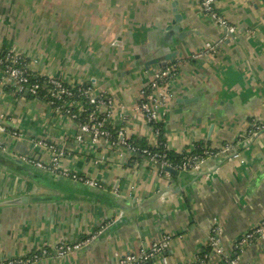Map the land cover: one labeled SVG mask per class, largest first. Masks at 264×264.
Listing matches in <instances>:
<instances>
[{
    "label": "crops",
    "instance_id": "crops-1",
    "mask_svg": "<svg viewBox=\"0 0 264 264\" xmlns=\"http://www.w3.org/2000/svg\"><path fill=\"white\" fill-rule=\"evenodd\" d=\"M217 9L236 32L205 14L200 0H0V52L15 49L36 72L111 96L116 132L159 144L141 94L156 70L176 63L162 108L164 146L181 153L233 142L239 152L209 157L198 171L133 160L123 146L93 142L44 98L21 95L0 68V150L70 173L36 180L0 168V259L94 235L80 252L33 264H117L170 236L165 253L137 264H197L204 256L218 264L209 243L217 227L235 264H264V237L235 248L264 221V0H217Z\"/></svg>",
    "mask_w": 264,
    "mask_h": 264
},
{
    "label": "built area",
    "instance_id": "built-area-1",
    "mask_svg": "<svg viewBox=\"0 0 264 264\" xmlns=\"http://www.w3.org/2000/svg\"><path fill=\"white\" fill-rule=\"evenodd\" d=\"M201 10L210 15L214 21L220 26L226 28L230 32L234 33L237 31V26L230 23L226 17L221 15L217 9V0H200ZM214 48V47H213ZM4 65V74L6 75V80L15 87L19 92L28 91L36 94L39 89V84H29V71L33 70V61L26 59V56L18 52L15 49H10L7 51V55L4 59L0 60ZM178 74V65L176 63H170L162 66L154 72L147 86L142 90L141 98V111L145 115L146 121L152 125L153 122H161V115L163 113L162 108L167 105L169 99H171V86L173 80ZM53 84L52 90H50L49 97L51 98L48 102L49 106L61 113H64L73 120L78 119L79 115L77 112L71 110V107L78 109L79 113L85 110L83 102L81 100L73 99L75 92L72 91L73 88L80 87V85L70 84L63 79L55 76H48ZM146 89H149L146 91ZM81 90V89H79ZM89 101L96 104V109L105 116L110 117L113 108V99L109 95H104V93H97L93 88L90 87L88 92ZM85 94V91L82 92ZM66 98V99H63ZM62 101V105L52 107L55 101ZM63 111V112H62ZM98 116L91 111L90 115L86 117L84 123H80L81 130L92 137L93 142H100L102 139L108 140L111 135L110 131L104 127L105 119L98 120ZM1 130L5 129V125H1ZM255 128L258 130L260 126L258 123L254 124ZM255 128L249 130L247 133L246 140L251 135L255 134ZM15 134H17L15 132ZM119 140L115 143L119 146H123L130 152L134 153L138 150L130 141L127 140L128 137L124 135L123 131L119 132ZM109 141V140H108ZM246 142L247 141H242ZM241 142V143H242ZM0 147L3 143L0 141ZM144 153H147L148 161L152 164L159 165L163 170L167 168H176L181 171H198L202 168V165L209 157H239L238 148L233 142H227L219 147H208L202 153H191L187 151L180 163L173 165L166 157L165 153L149 151L148 149H143ZM59 152L58 155H62ZM23 161L32 163L37 167L45 170H50L62 175H70L67 171H61L58 168L57 162L54 165L47 167L44 162L35 161L30 157H22ZM77 178L76 175H73ZM257 237H264V221L256 225L254 228L242 234L235 242L236 250H242L250 242H252ZM94 235L90 237L82 238L75 242H59L53 247H41L34 251L27 258L16 257L8 259H0V264H33L41 258L52 256L55 258H63L67 255L75 252H80L93 241ZM209 243L214 249L215 253L220 256V261L218 264H235L236 257L229 256L223 246L221 245L220 236L217 227L213 228L212 233L209 236ZM170 244V236H164L163 239L155 241L147 246L141 248V250L130 252L119 257L117 264H137L143 263L154 258L156 255L165 253L166 249ZM197 264H208L206 256L200 257Z\"/></svg>",
    "mask_w": 264,
    "mask_h": 264
},
{
    "label": "trees",
    "instance_id": "trees-1",
    "mask_svg": "<svg viewBox=\"0 0 264 264\" xmlns=\"http://www.w3.org/2000/svg\"><path fill=\"white\" fill-rule=\"evenodd\" d=\"M7 51L8 50H4L0 52V60L4 59L5 56L7 55ZM26 59L30 61V59L26 56ZM0 68L2 70H4V65L3 63H1L0 61ZM34 83H38L39 84V89L38 92L36 94L29 92L28 97L30 96H34V97H41L44 98L46 101H49L51 98L49 97L50 94V90H52L51 88H53V84L51 83V80L48 76L43 75L39 72H36L34 70L29 71V84H34ZM90 85H80V87H75L72 89L73 92H75V95H73V99H77V100H81L83 102V106L85 108V110H83L81 113H79L78 109H76L75 107H71V110L74 112H77L79 117L77 119V121L79 123H84L86 121V117L88 115H90L91 111H93L99 118L98 120H103L105 119L104 122V127L110 131L111 135L108 137L109 142H111L112 145H116L115 143L119 140V131L116 132V130L111 128V124L109 122V117L105 116L104 113H101L99 110L96 109V104L91 103L89 100V90H90ZM14 89H16L15 87H13ZM81 89V90H79ZM17 90V89H16ZM149 89H146V91H148ZM85 91V94H82V92ZM25 91L20 92L21 95L24 94ZM107 95V94H104ZM66 99V98H63ZM62 105V101H55L52 104V107L56 108V106H60ZM63 112V111H62ZM152 125L159 131V144L156 147H151L148 146L145 142L143 141H131L127 138L128 141H130L135 147L138 148L137 151H135L133 154L132 159L133 160H139L142 157H148L147 153L143 152V149H148L149 151H155V152H161V153H165L167 155V159L169 161H171L173 163V165H176L178 163H180V161L182 160L184 154L187 151H190L191 153L197 154V153H202L206 148L211 147V146H207V145H197L196 148L194 150L192 149H188L187 151L184 150L181 153L172 151L167 149L164 146V142L165 139L163 138V134H162V130H163V124L162 122H153ZM37 250V249H36ZM35 250V251H36ZM31 255V254H30ZM28 255V256H30ZM28 256H25L23 258H27Z\"/></svg>",
    "mask_w": 264,
    "mask_h": 264
},
{
    "label": "water",
    "instance_id": "water-1",
    "mask_svg": "<svg viewBox=\"0 0 264 264\" xmlns=\"http://www.w3.org/2000/svg\"><path fill=\"white\" fill-rule=\"evenodd\" d=\"M176 18L178 19L179 17L177 16ZM1 167H7L9 170L16 171L17 173H19V175L20 174L25 175L30 177L31 179H36V180L43 178L41 177V172H45L49 174L51 177H57L58 175L53 171L49 172L48 170L37 167L32 163L20 159H13L5 151L0 150V168Z\"/></svg>",
    "mask_w": 264,
    "mask_h": 264
}]
</instances>
